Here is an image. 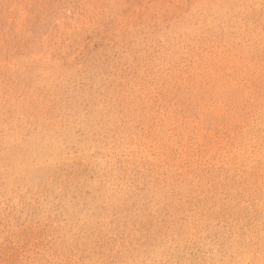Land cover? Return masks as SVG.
Instances as JSON below:
<instances>
[{"label": "rangeland", "instance_id": "obj_1", "mask_svg": "<svg viewBox=\"0 0 264 264\" xmlns=\"http://www.w3.org/2000/svg\"><path fill=\"white\" fill-rule=\"evenodd\" d=\"M0 264H264V0H0Z\"/></svg>", "mask_w": 264, "mask_h": 264}]
</instances>
